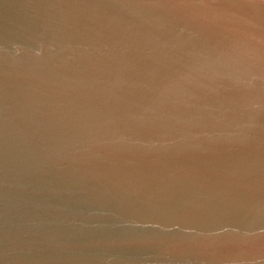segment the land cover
<instances>
[{"label": "water", "instance_id": "obj_1", "mask_svg": "<svg viewBox=\"0 0 264 264\" xmlns=\"http://www.w3.org/2000/svg\"><path fill=\"white\" fill-rule=\"evenodd\" d=\"M0 264H264V0H0Z\"/></svg>", "mask_w": 264, "mask_h": 264}]
</instances>
